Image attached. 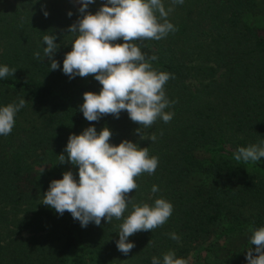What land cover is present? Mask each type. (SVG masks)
I'll list each match as a JSON object with an SVG mask.
<instances>
[{
    "label": "trees",
    "instance_id": "obj_1",
    "mask_svg": "<svg viewBox=\"0 0 264 264\" xmlns=\"http://www.w3.org/2000/svg\"><path fill=\"white\" fill-rule=\"evenodd\" d=\"M102 3L88 10L94 14ZM164 5L173 7L167 19L176 31L137 41L146 57H157L149 60L154 70L174 76L164 85L175 102L165 109L173 119L145 130L156 136L151 142L140 139L126 111L119 119L86 121L83 94L102 88L93 75L69 79L49 71L43 36L56 35L53 58L62 69L75 38L68 27L79 16L74 0H0V65L16 70L0 79V106L27 101L11 133L0 136V264H151L170 250L188 264H246L247 249L256 247L252 231L264 227V159L245 164L233 153L264 141V0ZM89 126L109 128L111 144L130 140L158 157L153 174L134 178L138 188L127 194L134 204L164 198L173 205L164 225L129 237L135 247L127 256L115 243L123 218L82 228L69 212L61 216L41 203L65 171L78 179V167L59 163V155L67 156L70 134ZM153 185L159 192H151ZM131 211L129 204L124 216Z\"/></svg>",
    "mask_w": 264,
    "mask_h": 264
},
{
    "label": "clouds",
    "instance_id": "obj_2",
    "mask_svg": "<svg viewBox=\"0 0 264 264\" xmlns=\"http://www.w3.org/2000/svg\"><path fill=\"white\" fill-rule=\"evenodd\" d=\"M74 2L80 5L79 16L68 27V33L75 38L72 50L65 54L62 69L53 58L60 47L55 43L56 35L43 36L42 43L46 45L43 55L50 61L49 71L60 69L69 79L93 75L102 88L99 93L83 94L79 111L86 121L98 122L109 114L119 119L121 112L126 111L129 119L139 124L136 134L140 139L155 142L156 136H146L145 130L157 119L164 123L173 119L174 113L165 109L175 102L166 97L164 85L174 76L154 70L149 60L157 57H146L137 41H158L176 31L167 19L173 7L166 10L164 0H103L93 14L88 9L96 0ZM170 3L183 4L184 0H170ZM43 14L49 15L47 11ZM67 15L70 18L73 13L69 11ZM120 39L123 43H114ZM34 57L39 60L40 52H35ZM15 71L0 65V79L13 76ZM26 102L20 98L18 103L0 106V136L11 133L15 116ZM111 136L109 128L98 132L95 126L85 128L79 135L70 134L63 150L67 156L60 154L59 163L77 166L78 179L71 170L65 171L62 179L50 182L41 203L61 216L69 212L82 228L90 223L100 226L102 218L108 224L113 218H123L115 243L117 250L127 256L135 247L129 237L164 225L173 213V205L164 198L155 199L151 205L132 202L127 194L138 188L134 178L142 173L153 174L158 167V157H150L148 147L141 148L130 140L111 144ZM233 156L237 162L258 163L264 159V141L238 147ZM151 192H159V187L153 185ZM129 204L132 211L124 216ZM168 235L177 243L181 240L175 232ZM249 242L256 247L247 249L246 264H264V227L253 230ZM151 264H188V260L170 250L162 257H151Z\"/></svg>",
    "mask_w": 264,
    "mask_h": 264
},
{
    "label": "rangeland",
    "instance_id": "obj_3",
    "mask_svg": "<svg viewBox=\"0 0 264 264\" xmlns=\"http://www.w3.org/2000/svg\"><path fill=\"white\" fill-rule=\"evenodd\" d=\"M62 5H63V4H62ZM67 5H68V4H67ZM79 6H80L79 4H76V3H75V8L78 9ZM72 7H73V6H72ZM75 8H74V9H75ZM43 9H44V11H47L48 13H51V12H50L51 6L49 5V8H48V4H47V3H46V5L44 6ZM72 9H73V8H72ZM50 15H52V14H50ZM50 15H49V16H50ZM56 15H57V14H56ZM56 15H55V16H56ZM49 16H48V17H49Z\"/></svg>",
    "mask_w": 264,
    "mask_h": 264
}]
</instances>
